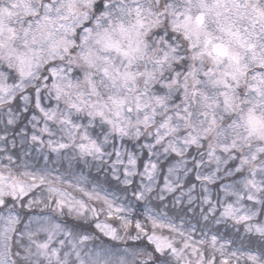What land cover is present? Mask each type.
<instances>
[{
    "label": "snow or ice",
    "instance_id": "6c2138e0",
    "mask_svg": "<svg viewBox=\"0 0 264 264\" xmlns=\"http://www.w3.org/2000/svg\"><path fill=\"white\" fill-rule=\"evenodd\" d=\"M0 264H264V0H0Z\"/></svg>",
    "mask_w": 264,
    "mask_h": 264
}]
</instances>
